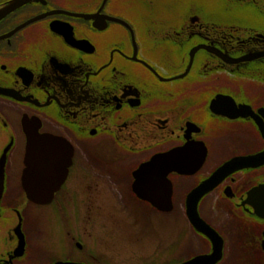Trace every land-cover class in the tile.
I'll list each match as a JSON object with an SVG mask.
<instances>
[{
	"label": "flooded vegetation",
	"instance_id": "flooded-vegetation-1",
	"mask_svg": "<svg viewBox=\"0 0 264 264\" xmlns=\"http://www.w3.org/2000/svg\"><path fill=\"white\" fill-rule=\"evenodd\" d=\"M33 134L63 158L47 203L22 187ZM227 167L196 212L216 264H264V0H0V264H113L108 204L184 211L174 264L208 255L187 203Z\"/></svg>",
	"mask_w": 264,
	"mask_h": 264
},
{
	"label": "rangeland",
	"instance_id": "rangeland-1",
	"mask_svg": "<svg viewBox=\"0 0 264 264\" xmlns=\"http://www.w3.org/2000/svg\"><path fill=\"white\" fill-rule=\"evenodd\" d=\"M121 209L102 208L101 220L110 224V217L123 227V239L116 240L113 233V240L108 243L113 254V264H174L185 258L187 247L181 246L184 241L190 238V230L186 221L184 211L174 209L170 213H161L159 217L145 219V223L136 224V216L133 219H125ZM144 213V212H143ZM122 221H120V220ZM127 220V221H126ZM134 221V222H131ZM141 229V230H139ZM143 239V243L135 239ZM105 240V239H104ZM114 241V242H113ZM172 245H175L172 247ZM94 247H98L95 245ZM144 254V260H137L136 257Z\"/></svg>",
	"mask_w": 264,
	"mask_h": 264
},
{
	"label": "water",
	"instance_id": "water-1",
	"mask_svg": "<svg viewBox=\"0 0 264 264\" xmlns=\"http://www.w3.org/2000/svg\"><path fill=\"white\" fill-rule=\"evenodd\" d=\"M30 138L33 139L32 143L29 144L28 149L24 155V169L22 171L21 181L22 187L26 197L31 200L33 203H47L51 200L53 196V192L59 187V173L56 175H52V171L56 169L55 165L62 162V156L55 157L43 155V152H32L30 148L35 147H45L48 145H53L54 142H45L47 139L42 135H29ZM41 138L44 139L40 143H36V139ZM227 168H219L210 178L203 182L202 185L197 187L192 196L195 198L192 206L187 203L186 216L193 226V228L207 236L212 243V252L208 255H199L193 258L187 259L178 264H216L220 259V237L215 231L210 228L203 220L200 219L196 212L195 202L208 191L215 186L216 183L220 180L221 172L227 170ZM58 171V169H57ZM139 197H142V194H139ZM170 192L161 193L160 196H155V198H149L151 203L157 207L158 210H162L163 212H168L171 210L170 204ZM164 197V198H163ZM56 264H64V263H56Z\"/></svg>",
	"mask_w": 264,
	"mask_h": 264
}]
</instances>
